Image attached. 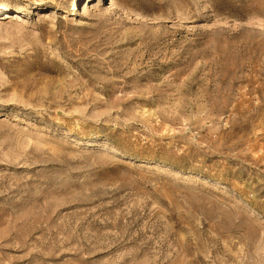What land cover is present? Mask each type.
Returning a JSON list of instances; mask_svg holds the SVG:
<instances>
[{"label": "rangeland", "instance_id": "rangeland-1", "mask_svg": "<svg viewBox=\"0 0 264 264\" xmlns=\"http://www.w3.org/2000/svg\"><path fill=\"white\" fill-rule=\"evenodd\" d=\"M114 1L0 0V264H264V0Z\"/></svg>", "mask_w": 264, "mask_h": 264}, {"label": "bare ground", "instance_id": "bare-ground-1", "mask_svg": "<svg viewBox=\"0 0 264 264\" xmlns=\"http://www.w3.org/2000/svg\"><path fill=\"white\" fill-rule=\"evenodd\" d=\"M106 1L109 2V9H114L116 7L114 0H106ZM74 7H75V5H74ZM84 7H86V6H84ZM4 11H10V8L6 7V6H0V13L4 12ZM131 13H132V16L134 17V20L140 21L141 18L138 17V14L135 11H132ZM72 14H75V12H73Z\"/></svg>", "mask_w": 264, "mask_h": 264}]
</instances>
